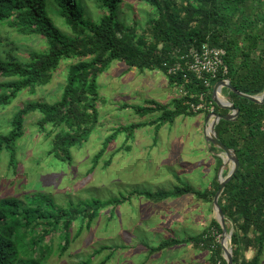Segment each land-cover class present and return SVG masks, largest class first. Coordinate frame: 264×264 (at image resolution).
Masks as SVG:
<instances>
[{
    "label": "trees",
    "instance_id": "obj_1",
    "mask_svg": "<svg viewBox=\"0 0 264 264\" xmlns=\"http://www.w3.org/2000/svg\"><path fill=\"white\" fill-rule=\"evenodd\" d=\"M98 1L101 6L108 7L109 13L95 22L84 16L78 0H0V24L8 23L21 35L42 36L49 44L47 51L31 52L30 60L26 62L5 59L0 55V78L3 79L0 81V108L11 104L23 90L34 91L37 86L49 83L63 60H75L68 68L59 99L52 103L27 102L14 114L10 128L0 131V172L2 155L6 151L9 154L8 164L17 173L18 144L25 136L27 116L35 111L41 113L37 121L40 130L48 127L54 129L53 132L48 130L49 134H53V139L48 142L50 147L47 153L72 164L75 158L72 148L81 147L87 142L98 124V77L116 60L124 61L130 67L157 68L167 73L166 61L172 62L178 52H186L191 47L201 48L207 43L226 51L224 61L228 72L225 77L238 90L248 94L262 93L264 0H147L159 15L141 33L137 32L135 26L130 27L117 18L115 10L122 0ZM49 5L59 9L71 34L55 24L48 10ZM168 77L172 84L183 83L180 74H168ZM185 85L184 96L173 100L174 109H170L169 103L159 104L154 100L133 108L141 117L161 110L159 122H174L179 116L196 114L188 110L185 102H199L201 92H206L205 101L213 100L215 81L211 88H207L193 77ZM228 91L229 100L239 106L241 112L236 120H220L216 134L220 141L236 151L239 168L227 183L219 204L226 216L227 228L230 229L231 225L234 228V264H261L264 255V102L255 103ZM216 111L228 112L218 106ZM145 125L144 122L133 123L122 127V130L127 131L130 138L137 128ZM116 134L108 137L103 148L94 156L91 172L98 166L99 159ZM221 163L220 159L219 165ZM219 185L216 180L213 191H196L189 185L154 192L137 190L129 197L137 193L151 200H159L195 194L212 201ZM30 194L25 196L30 200L27 199L26 203L30 205H24L22 198L15 196L0 200V264H46L45 260L53 250L49 253L50 250L43 248L48 246H44L45 243L53 240L54 235H50L53 231L64 229L66 241L61 249L64 252L69 246L70 228L74 222L80 223L77 228V235H80L85 227H90L103 208L118 205L125 199L94 200L66 208L55 204L50 197L43 200L36 194ZM56 207H59L57 212L50 213L49 209ZM44 218H47L46 221H43ZM40 225L43 226L40 235L33 236ZM213 228L222 233L216 218L198 235L171 238L152 247V250L190 242L201 245L202 242L203 247L211 251L209 260L213 264H228L223 257L221 244L215 242V236L211 235ZM30 239L37 243H31ZM23 242L26 244L22 245ZM20 245L24 249L30 247L29 258L20 259L23 251L19 249ZM249 251L254 252L251 258L246 256Z\"/></svg>",
    "mask_w": 264,
    "mask_h": 264
},
{
    "label": "rangeland",
    "instance_id": "obj_2",
    "mask_svg": "<svg viewBox=\"0 0 264 264\" xmlns=\"http://www.w3.org/2000/svg\"><path fill=\"white\" fill-rule=\"evenodd\" d=\"M78 2L89 20L98 22L109 13L108 7L101 6L98 0ZM49 7L55 24L71 34L59 9ZM115 13L120 21L130 27L135 26L139 33L144 32L148 23L159 15L147 0H122ZM48 48L44 37L21 35L8 23L0 24V55L3 58L26 62L30 60L31 52H43ZM74 61L63 60L49 83L37 86L34 91L23 90L11 104L0 108V131L10 128L14 114L27 102L52 103L59 99L68 68ZM98 83V124L87 142L72 148L75 157L72 164L47 153L48 142L53 139L49 132L54 129H39L37 121L41 113L35 111L27 116L25 136L17 149V173L8 164L9 154L5 151L2 155L0 200L15 196L22 198L25 205L28 199L25 196L35 192L32 194L43 200L50 197L58 206L68 208L94 200L125 198L118 205L103 208L80 235H77L80 223L74 222L70 228L69 246L64 252L61 250L66 241L64 229L53 231L50 234L54 235L53 240L45 243L44 246H48L43 248L50 250L49 253L53 250L45 260L46 264H213L209 260L211 251L203 247L202 242L201 245L190 242L152 250V247L171 238L196 236L214 218L219 220L213 200L195 194L159 200L137 193L129 197L137 190L154 192L187 185L196 191L214 190V182L219 181L221 172L224 177L228 174L231 161L223 169L221 165L226 155L216 146L213 149L206 141L207 114L182 115L174 122H159L161 110L141 117L133 106L154 100L159 104L169 103L170 109H174L173 100L181 97L178 84L170 83L168 74L161 69L130 67L124 61L116 60L99 75ZM222 93L228 95L229 91L224 88ZM139 122L147 125L137 128L128 138V132L122 127ZM114 134L115 138L91 172L94 156ZM220 159L222 163L219 165ZM108 161L109 165L105 166ZM58 208L49 211L55 213ZM42 227L40 225L33 236H39ZM228 230L233 233V226ZM215 237V242L221 244L223 232H218ZM30 242L37 243L32 239ZM25 244L23 242L22 245ZM22 245L19 247L23 250L20 259L29 258L30 247L24 249ZM104 246L107 248L102 249ZM228 246H232L230 240ZM253 253L249 251L246 256L251 258ZM261 264H264V255Z\"/></svg>",
    "mask_w": 264,
    "mask_h": 264
},
{
    "label": "built area",
    "instance_id": "obj_3",
    "mask_svg": "<svg viewBox=\"0 0 264 264\" xmlns=\"http://www.w3.org/2000/svg\"><path fill=\"white\" fill-rule=\"evenodd\" d=\"M225 55L226 51L223 48L205 43L201 48L191 47L186 52H178L172 62L166 61L164 65L169 75H182L183 83L178 85L182 97L186 93L185 84L190 83L193 77L207 88H211L214 81L225 79L228 72L224 61ZM205 96L206 92H201L199 102L187 100L185 104L190 112L210 114V122L213 123L216 119L214 115L216 105L213 100L205 101ZM217 233L218 230L213 228L211 235L216 236Z\"/></svg>",
    "mask_w": 264,
    "mask_h": 264
},
{
    "label": "water",
    "instance_id": "obj_4",
    "mask_svg": "<svg viewBox=\"0 0 264 264\" xmlns=\"http://www.w3.org/2000/svg\"><path fill=\"white\" fill-rule=\"evenodd\" d=\"M222 88H227L231 92L243 97L247 98L248 100L255 102V103H263L264 102V87L261 94H248L243 91L238 90L233 84L232 81L229 78L226 79H220L214 86L213 92H212V99L215 102V104L222 108L228 110L227 113H220L215 112V121L213 123L210 122L211 115L208 114L205 121V138L206 141L210 144L212 147L213 145L219 148L225 155L226 158L224 159V162L222 163L221 167H226L228 161H231V165L229 166L228 174L224 177L221 172V177L219 178V188L217 192L214 195L213 198V208L218 213L219 217V223L222 227L223 232V240L221 242V247L224 253V257L228 264H234V256H233V248L229 245V240L232 243V231H229L226 225V216L219 204L220 196L222 195L224 189L226 188L227 183L233 178V176L236 174L238 168H239V159L236 154V151L230 147H228L226 144H224L220 139L218 138L216 134V126L220 122V120H236L241 112V109L239 106L235 105L233 102H231L223 93ZM220 97H223L222 101Z\"/></svg>",
    "mask_w": 264,
    "mask_h": 264
},
{
    "label": "clouds",
    "instance_id": "obj_5",
    "mask_svg": "<svg viewBox=\"0 0 264 264\" xmlns=\"http://www.w3.org/2000/svg\"><path fill=\"white\" fill-rule=\"evenodd\" d=\"M226 79V78H225ZM219 81V80H218ZM216 81L215 84L218 82ZM215 86V85H214ZM214 88V87H213ZM224 88H222V91H223ZM227 89V88H226ZM215 103V102H214ZM216 105V104H215ZM217 106V105H216ZM217 112V111H216ZM208 115V114H207ZM207 117V116H206Z\"/></svg>",
    "mask_w": 264,
    "mask_h": 264
},
{
    "label": "bare ground",
    "instance_id": "obj_6",
    "mask_svg": "<svg viewBox=\"0 0 264 264\" xmlns=\"http://www.w3.org/2000/svg\"><path fill=\"white\" fill-rule=\"evenodd\" d=\"M221 98V100L223 99V97H220ZM222 101H224V100H222Z\"/></svg>",
    "mask_w": 264,
    "mask_h": 264
},
{
    "label": "crops",
    "instance_id": "obj_7",
    "mask_svg": "<svg viewBox=\"0 0 264 264\" xmlns=\"http://www.w3.org/2000/svg\"><path fill=\"white\" fill-rule=\"evenodd\" d=\"M227 97H228V95L227 94H225ZM206 121V120H205Z\"/></svg>",
    "mask_w": 264,
    "mask_h": 264
}]
</instances>
